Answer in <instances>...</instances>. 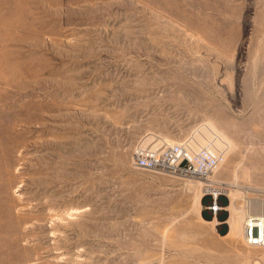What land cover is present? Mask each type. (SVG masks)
I'll list each match as a JSON object with an SVG mask.
<instances>
[{
	"label": "rangeland",
	"instance_id": "1",
	"mask_svg": "<svg viewBox=\"0 0 264 264\" xmlns=\"http://www.w3.org/2000/svg\"><path fill=\"white\" fill-rule=\"evenodd\" d=\"M160 144L215 170L134 166ZM245 210L264 212V0H0V264H264Z\"/></svg>",
	"mask_w": 264,
	"mask_h": 264
},
{
	"label": "built area",
	"instance_id": "2",
	"mask_svg": "<svg viewBox=\"0 0 264 264\" xmlns=\"http://www.w3.org/2000/svg\"><path fill=\"white\" fill-rule=\"evenodd\" d=\"M184 145H141L135 148L131 161L135 167L177 173L181 176H191L207 179L214 172L217 160L208 151L198 152L191 156L185 153ZM209 155V156H208ZM191 156V159L187 158ZM213 157L212 160L210 157ZM218 157V156H215ZM221 195L213 193L214 206L212 212H217L216 200ZM243 238L247 246L264 248V212L245 210Z\"/></svg>",
	"mask_w": 264,
	"mask_h": 264
},
{
	"label": "bare ground",
	"instance_id": "3",
	"mask_svg": "<svg viewBox=\"0 0 264 264\" xmlns=\"http://www.w3.org/2000/svg\"><path fill=\"white\" fill-rule=\"evenodd\" d=\"M212 195H213V194H212ZM216 195L218 196V194H216ZM231 204L233 205L232 201H231ZM232 207H233V206H232ZM233 208H234V207H233ZM257 208H258V207H257ZM219 209H220V208H219ZM219 209H218V210H219ZM221 209H223V210H226V211H227L229 208H228V207H224V208H221ZM231 209H232V208H231ZM233 210H234V209H233ZM233 210H232V211H233ZM231 214H232V213H231ZM237 217H238V216H236V218H237ZM236 218H234V219H236ZM239 218H240V217H239ZM239 218H237L236 220H238ZM230 219H231V218H230ZM241 219H242V217L239 219V221H240V222L236 221V224H235V222H233L235 225H234V224L232 225V223L230 222V223H231V225H232V229H234V228H235V226H237V225H238V223H241ZM228 220H229V219H228ZM228 220H227L225 223H227V222H228ZM230 221H231V220H230ZM212 222H213V223H217V224H218V220H217V219H215V218H213ZM237 222H238V223H237ZM228 223H229V222H228ZM242 223H243V222H242ZM241 225H242V224H240V226H241ZM240 226H239V227H240ZM242 226H243V225H242ZM230 227H231V226H230ZM237 227H238V226H237ZM239 229H240V228H239ZM239 229L237 228V230H239ZM234 230L236 231V229H234ZM234 230H233V231H234ZM241 233L243 234L242 230H241Z\"/></svg>",
	"mask_w": 264,
	"mask_h": 264
}]
</instances>
